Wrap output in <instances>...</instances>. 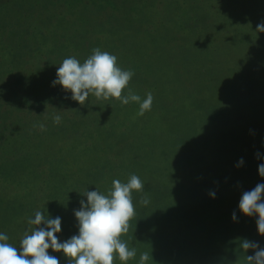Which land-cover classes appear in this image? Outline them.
Returning a JSON list of instances; mask_svg holds the SVG:
<instances>
[{"label":"trees","instance_id":"1","mask_svg":"<svg viewBox=\"0 0 264 264\" xmlns=\"http://www.w3.org/2000/svg\"><path fill=\"white\" fill-rule=\"evenodd\" d=\"M196 2V8L187 11V22L182 20V9L178 22L140 24L139 30L124 29L128 38L123 40L112 34L107 43L97 41L98 48L117 56L119 67L134 72L122 94L129 89L142 98L152 93L151 110L143 115L137 103L122 105L115 98L90 95L85 105L78 103L63 120L64 105L71 109L74 103L66 98L70 93L51 90L45 80L52 102L36 103L32 90L27 101L0 108V116L8 114L0 118V154L10 150L2 140L8 138L12 139V163L22 152L20 156L34 157L28 164L29 193L24 177L15 184L35 200V206L27 209L32 215L41 210L62 218L61 240L77 232L74 210L80 200H86L82 193L87 188L107 193L113 179L127 182L136 174L145 187L143 192L132 193L136 213L128 233L121 237L137 249V256L127 264H138L141 252L149 253L148 264H246L245 256L254 250L243 252L242 239L264 247L256 217L238 209L242 193L264 183L258 173L264 158L256 155L264 157V32L256 31V25L264 22V0ZM198 11L207 12L205 22L217 12L221 23L201 36ZM147 35L151 40H145ZM216 35L229 50L208 62L219 67L213 74L222 76L220 86L215 85L213 75L214 85L209 77L191 73L186 53L189 47L210 50ZM164 44L167 49L161 51ZM160 51L172 71L176 67L174 74L156 66ZM232 72L237 81L230 86ZM200 91L208 104L205 115L200 106L204 104L192 98ZM56 95L65 101L57 113L46 112L43 107L52 108L58 102ZM56 114L61 116L59 124L52 120ZM41 122L43 131L34 127ZM241 157L244 164L237 167ZM210 191L216 193L215 198L209 196ZM145 197L150 201L147 206L140 203ZM28 217L23 214L13 222L12 216V226L19 231L20 225L27 226ZM49 253L59 257L60 264H68L62 253L51 249ZM114 264L123 262L117 258Z\"/></svg>","mask_w":264,"mask_h":264},{"label":"rangeland","instance_id":"2","mask_svg":"<svg viewBox=\"0 0 264 264\" xmlns=\"http://www.w3.org/2000/svg\"><path fill=\"white\" fill-rule=\"evenodd\" d=\"M197 5L196 0H0V108L19 105L18 103L23 100L27 101L29 96H32V90L36 91L35 102L47 105L48 99L51 100L50 102L53 101V95H47V83L51 90L63 91L62 86H53L52 81L56 78V70L64 58L74 56L82 63L92 54V49L101 46L97 41L102 40V44L107 43L109 38H112V34H115L114 37L121 36L123 40L128 38L124 29L139 30L140 24L158 22L163 25L167 22H178V14L182 9L185 10L183 16L181 15L182 20L187 22L189 20L187 11L190 8L193 10ZM197 15L199 20H196V24L201 27L198 30L201 36L221 23L217 12L209 22L203 21L207 12L198 11ZM220 37L216 35L210 50L204 48L196 51L194 47H189V52H186L187 60L193 63H189L190 72L201 74L204 79L209 77L210 83L214 85L215 82L216 86L222 85V76L214 75V70L219 67L213 68L208 62L218 60L219 53L224 54V51H229L228 47L224 48L221 44ZM149 38L150 36L147 35L145 40ZM160 46L161 51L167 49L166 44ZM146 47L149 49V44H146ZM71 48L74 52H71ZM161 51L156 59V66L159 69L164 68L165 73L174 74L176 67L172 71L173 66L165 60L166 56ZM198 65L200 68L197 67ZM232 73L228 77L230 86L237 81L235 72ZM40 78L42 79L39 80ZM25 92H29L28 96L25 95L27 97L21 99ZM39 94L42 98H38ZM203 94L200 91V95L197 98L192 96L195 100L192 98L191 100L196 104L201 102L205 105H200L205 115L208 104H205L206 98L205 96L203 98ZM54 99L58 101L54 104L57 107L45 106L43 108L46 112L57 113L59 106L65 101L59 95ZM73 102L70 103L71 109L69 105H64L63 120L69 118L68 114L78 105L77 101L73 100ZM5 114L8 116L7 113ZM1 124H3L2 120H0ZM60 137L63 138V134ZM2 140H6L2 143L4 142L6 148L10 150L1 151L0 154V232L9 236V243L19 246L27 226L20 225L18 231L12 223L23 214L31 216L32 211L27 209L33 208L36 202L32 198L28 199L29 195L21 193L15 180L24 177L23 185L29 193L28 164L34 157L28 154L20 156L22 152L16 155L18 160L12 163V139ZM8 144L10 145L7 146Z\"/></svg>","mask_w":264,"mask_h":264},{"label":"clouds","instance_id":"3","mask_svg":"<svg viewBox=\"0 0 264 264\" xmlns=\"http://www.w3.org/2000/svg\"><path fill=\"white\" fill-rule=\"evenodd\" d=\"M257 32H264V22L256 25ZM134 72L124 70L117 65V56L100 48L92 49V54L82 63L74 56L66 57L56 70V78L52 85H60L66 98L85 105L88 97L94 95L97 99H117L122 105L137 103L139 115L150 111L153 103L151 92L145 98L131 89L122 94L132 79ZM53 123L59 124L61 116L52 117ZM34 127L45 130L44 123ZM257 158L262 159L259 152ZM244 164L241 157L237 167ZM258 173L264 177V163L258 165ZM144 182L136 174L130 175L127 182L113 179L107 193L88 190L82 193L86 200H80V207L74 210L77 232L67 239L61 240L62 218L45 215L37 210L27 218V228L19 241V246L9 243V236L0 232V264H60L59 257L53 252L62 253L68 264H114L119 259L123 264L137 256L135 246L129 247L122 234L129 231L130 221L135 216L136 209L132 193L143 192ZM214 191L209 196L215 198ZM141 204L147 206L150 201L142 198ZM239 211L249 217H256L257 230L264 235V183H258L253 189L244 191L238 203ZM232 219H237L236 212ZM240 247L243 252L254 250V254L246 255V264H264V247L258 242L242 239ZM148 252H141L138 264H148Z\"/></svg>","mask_w":264,"mask_h":264}]
</instances>
